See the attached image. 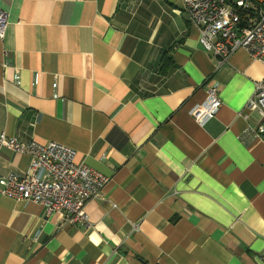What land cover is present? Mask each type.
Segmentation results:
<instances>
[{"label":"crops","instance_id":"0c3cea01","mask_svg":"<svg viewBox=\"0 0 264 264\" xmlns=\"http://www.w3.org/2000/svg\"><path fill=\"white\" fill-rule=\"evenodd\" d=\"M0 13V135L62 144L109 178L89 228L0 193V264H264V138L242 140L263 63L240 49L219 66L182 0H0ZM212 81L223 105L200 125L190 112ZM30 164L0 146V177Z\"/></svg>","mask_w":264,"mask_h":264},{"label":"built area","instance_id":"2783aa9c","mask_svg":"<svg viewBox=\"0 0 264 264\" xmlns=\"http://www.w3.org/2000/svg\"><path fill=\"white\" fill-rule=\"evenodd\" d=\"M188 21L198 28L200 44L218 61L227 63L240 49L264 64V0H182ZM7 17L0 13V39L5 38ZM218 84L207 85V100L190 112L200 125L214 119L222 108ZM260 115L259 124L248 127L242 140L264 138V79L256 84L247 105ZM0 146L31 158L23 175L0 177V193L17 201L38 204L47 216L66 213L69 223L89 228L87 205L99 200L109 178L85 164L76 162V151L56 142L21 143L15 137L0 135ZM115 208V206H114Z\"/></svg>","mask_w":264,"mask_h":264},{"label":"rangeland","instance_id":"374dc122","mask_svg":"<svg viewBox=\"0 0 264 264\" xmlns=\"http://www.w3.org/2000/svg\"><path fill=\"white\" fill-rule=\"evenodd\" d=\"M186 15V14H185ZM186 17H187V15H186ZM188 18V17H187Z\"/></svg>","mask_w":264,"mask_h":264}]
</instances>
